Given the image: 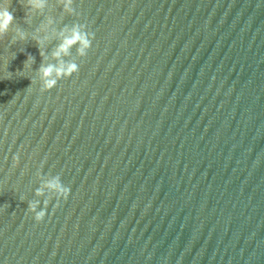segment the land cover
I'll return each instance as SVG.
<instances>
[{
  "label": "water",
  "instance_id": "1",
  "mask_svg": "<svg viewBox=\"0 0 264 264\" xmlns=\"http://www.w3.org/2000/svg\"><path fill=\"white\" fill-rule=\"evenodd\" d=\"M25 2L0 40V264H264V0H47L30 25ZM75 24L90 49L41 91L31 35L50 56ZM37 173L70 189L40 223Z\"/></svg>",
  "mask_w": 264,
  "mask_h": 264
},
{
  "label": "clouds",
  "instance_id": "2",
  "mask_svg": "<svg viewBox=\"0 0 264 264\" xmlns=\"http://www.w3.org/2000/svg\"><path fill=\"white\" fill-rule=\"evenodd\" d=\"M62 6L64 12L69 15L73 14L72 0H62ZM9 7V0H0V40L9 33L10 28L14 25V16L9 11ZM25 7L28 9L25 23L30 25L32 14L34 12H42L47 7V0H26ZM51 23L52 21L49 20L47 25H51ZM47 25L36 29L34 34L31 35V40L37 45L41 57L40 67L36 71L41 85V91H50L56 87L61 79H68L77 73L78 65L76 63H65L62 58L69 54L73 46H77V55L79 57H85L94 38L93 34L86 31L83 25L75 24L70 29L66 27L55 34L59 43L51 51L49 56L46 54V45L50 42L51 37L47 34L44 36L39 35L40 32L46 31ZM28 39L29 34L20 27H16L11 42L16 44L17 42H25ZM34 63L35 58L29 55L25 62L24 70L29 67L32 68ZM33 83L35 81L31 80V84ZM37 179L40 181V184L33 193L36 199L28 202L27 210L33 214L35 222L40 223L46 216V209L49 203L53 200H66L70 195V189L62 184L59 175L48 176L47 179H44L37 173ZM3 211V206H0V213Z\"/></svg>",
  "mask_w": 264,
  "mask_h": 264
}]
</instances>
